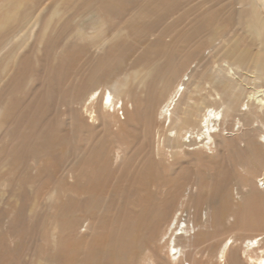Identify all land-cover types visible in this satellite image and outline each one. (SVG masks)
<instances>
[{"label":"bare ground","instance_id":"bare-ground-1","mask_svg":"<svg viewBox=\"0 0 264 264\" xmlns=\"http://www.w3.org/2000/svg\"><path fill=\"white\" fill-rule=\"evenodd\" d=\"M85 1L90 12L99 10L100 24L90 27L100 32L99 39L89 38L91 45L86 44L95 46L99 52L81 64L78 51L67 53L59 61L61 69L40 65L29 70L32 73L18 76L19 82L29 76L28 80L44 95L49 92L46 99L57 104L68 101L71 106L66 114L68 130L65 134L58 131L59 119H46L36 112L27 123L25 118L23 122H14L7 140L0 143L4 160L0 174L10 167L14 171L13 181L20 182L23 190L26 182L21 174L32 177L36 186L45 181L57 185L65 182L72 194L57 201L54 228L58 229V237L44 253L40 252L39 245L32 247L40 241L41 223L24 220L26 200H20L19 208L12 207L16 211L15 223L0 228V264L17 263L25 251L30 260L37 258L44 264H196L192 257L199 258L202 253L209 264H264V231L251 237L242 236L253 227L251 221L264 230V180L257 183L249 180L250 190L237 203L232 190L224 187L217 192L221 185L210 190L208 196L204 195L206 182L213 178L208 172L195 171L198 173L189 183L184 174L178 175L185 171L180 165L182 156L194 162L199 156H206L205 148L222 137L216 130L222 127L227 130L226 113L233 116L235 125L252 124L251 114L263 121L264 89L247 93L236 108L231 104L240 101L242 91L233 97L234 101L227 99L220 105L214 98L219 94L218 86L224 88L229 82L212 76L200 88L196 80L191 81L193 69L187 68L188 63L204 58L200 46L209 31L202 28L205 22L211 25L214 20L202 14L175 29L176 15L167 17V13L180 0ZM251 2L239 0L235 17L239 25L244 20L254 25L253 20H257L251 18L255 13ZM123 11L130 12L124 32L115 31L111 35L102 18L117 19ZM256 29L254 33L262 43V33ZM137 36L140 40H136ZM105 41H110L107 47ZM211 52L213 59L224 55L220 61L225 68L216 65L219 72L224 71L226 75L233 66L239 70L240 64L250 63L257 79L264 83V59L260 61L259 56L254 55L245 62L246 57L235 44L228 48L211 45ZM128 58H131L130 65L144 69L142 78H137L134 85L137 90L131 92L123 87L118 90L119 85L109 80ZM232 58L235 62L230 63ZM7 90V86L2 89L0 97L11 94L7 96L11 103L8 114L28 115L29 105L24 101L29 94L16 87ZM15 92L19 95L15 96ZM186 93L196 94L198 98H187ZM184 99L194 102L183 103ZM120 110L124 114L122 120L116 114ZM57 114L56 107L54 115ZM97 119L107 135L98 136L92 130ZM259 123L262 125L260 139L246 141L245 150L250 156L257 154L264 158V123ZM136 137L150 150L145 149L147 157L142 160L136 152H131L132 147L140 148ZM217 144L224 145L220 141ZM66 146L76 152L73 157L68 154L71 148ZM68 155L71 162L58 172L59 164ZM240 160L243 161L240 164H246ZM163 165L168 167L167 171ZM57 173H60L59 179L55 177ZM220 174L219 169L214 177ZM235 190L240 194L238 188ZM192 200L194 211L190 213L187 204ZM230 217L235 219L228 222ZM208 223L214 235L217 232L221 236L206 252L207 247L202 248L195 241L204 232L195 228L206 227ZM11 236L19 240L10 242ZM232 250L236 252L232 254ZM257 253L260 256L253 258Z\"/></svg>","mask_w":264,"mask_h":264},{"label":"rangeland","instance_id":"rangeland-1","mask_svg":"<svg viewBox=\"0 0 264 264\" xmlns=\"http://www.w3.org/2000/svg\"><path fill=\"white\" fill-rule=\"evenodd\" d=\"M251 1L252 8H254L255 12L251 15V18L257 19L253 20L254 25L247 24L245 20L242 22V25H239L235 21V17L237 16L236 11L240 8L239 0H190L189 3L187 0H184V2L180 0L176 8L173 9L175 6L170 8L167 13V17L176 15L173 18V20L176 19V24H174L175 29H180L202 14H207L213 18V24L206 25L205 22L202 28V30L207 29V31H209L200 46V54L202 53L204 58H202L200 62L191 61L188 63L187 68L193 69L191 81L196 80L200 88H203L204 82L206 80H211L212 76L220 81L222 79L225 82H229L224 88L218 86L219 94L214 95L218 105L224 101L226 102L227 99L234 101L233 97L239 91H242L243 95L240 101L231 104L233 107L235 106L237 108L240 102L242 103V100H245L247 93L252 92L253 89L256 88L264 89V83L257 79L258 76L255 75L256 73L252 70V65L250 63L244 65L240 64L239 70H236L233 66V70L225 75L224 71H222L223 74L218 71V67L225 68L224 64L220 61L224 60L222 59L224 55H219L215 57V59L211 56V54L214 55V53L211 52V45L216 46L219 44L220 48L225 45L228 48L232 44H235L237 50L246 57L245 62L249 59H253L255 57L254 55L259 56L260 61L264 59V0ZM185 3H187L188 6H186ZM184 5L186 6V11H184ZM129 16V11H123L117 16V19L103 17L102 20L106 23L105 27H108V33L112 35L115 31H118L121 34L124 32L123 28L127 24ZM100 22L98 8L90 12L85 0H0V91L7 86V92L16 87L18 91L29 94L24 101V103L29 105L28 115H22L19 112H14V114L9 115L8 110L11 108V103L7 96L11 97V94L8 93L7 95L6 93L4 96L0 97V143L4 142L7 138L11 131V125L14 122H23L25 118L24 121L27 123L36 112L42 113L46 119H59L61 126L59 125L58 131L65 134V131L68 130L67 123L69 122L66 114L71 110L68 101L64 100L61 104H57L56 101L46 99L47 95L50 94L49 92H45L44 95L39 87L34 85L33 81L28 80L29 76L28 79L23 82L18 81V76L22 75L24 72L32 73V71L29 72V70L40 68V65L44 67L47 66L46 68L52 67V69H61L62 67L59 61L66 58L65 56L67 53H72L74 51H78L79 53V64L84 62L87 57L95 55L99 52L95 50V46L91 47L86 44L91 45L89 38L96 37V40L99 39L98 35L100 32L90 27L94 26L96 28ZM255 28L262 33V43L259 41L256 33H254ZM248 31H251V34ZM213 39L216 40L212 42ZM136 40H140V36H137ZM109 43L110 41H105L104 45L106 46ZM45 59H47V62H45ZM233 60L232 58L230 63L235 62ZM130 61L131 58H128L119 68H116L109 79L111 84L117 83L119 85L118 90H120L121 87L129 92L137 90L134 86L136 80L137 78H142L144 69L132 64L131 66ZM216 65H218V67ZM189 70L185 71L189 72ZM182 79L184 80L185 78L183 77ZM200 93L203 95L204 91ZM17 95H19V93L15 92V96ZM185 96L187 98H198L196 94L188 95L186 93ZM36 98H40V100ZM193 102L194 100H183V103L192 104ZM129 104L130 103H128V106ZM56 107L58 108L57 116L54 115V109ZM116 114L120 120L124 117V114L121 115V110ZM228 114L229 113H226L227 130H222L223 127L220 131L216 130V133L222 137L216 138L215 142H213L208 149L205 148L206 156L203 157V155H201L199 158L197 157L198 159L194 162L182 156L180 158V165L182 164L185 171L178 173V175L184 174L189 183L195 174L198 173L195 171L208 172L213 178L206 182L204 195L208 196L211 193L210 190H214L221 185L216 189L217 192H221L224 187L226 190H232L233 198L238 203L239 197L250 190L249 180L254 183H257L258 180H264V158H259L257 154L255 156H250L245 150L246 141H256L260 139L262 125L259 121L264 123V120L261 121L255 114H251L253 118L252 124H244L245 126H243V123L242 125H235L232 119L233 116ZM87 121L89 122L90 120ZM232 125L234 126L232 127ZM237 126H239V129ZM92 130H94L95 134L98 136H105L108 134L105 128L100 125V120L98 119L93 124ZM136 141L139 143L140 148L134 150L132 147L131 152H136L138 158L142 160L147 157L145 149H147L148 152L150 150L142 139L136 137ZM217 141H220L224 145L219 147ZM66 148L71 147L66 146ZM78 150H80V145ZM75 153L73 148H71L68 154L73 157ZM69 155L59 164L58 172H61L71 162L72 158ZM240 159H243L246 164H240V162H243ZM3 162V155H0V164L2 165ZM254 163L256 167L253 165ZM163 166L167 171L168 167L166 165ZM5 169L7 170L0 174V228L7 227L10 223H15L16 211H14V208L20 207L21 199L26 200L23 209L24 220L28 221L31 219L38 221L39 224L41 223L40 232H38L40 241L33 243L32 247L39 245L40 252L44 253L46 251L44 249L52 246L54 239L58 237V229L54 228L55 210L59 204L57 201L59 198L64 199L71 196L69 190L70 186L69 184L66 185L67 183L65 182H60L57 185V183L50 181L43 182L41 184L42 186H36L35 183H33L32 177L21 174V178L25 176L24 182H26V189L23 190L20 182H16V180L13 181L12 176H14V171L10 167H6ZM219 169L222 171V174H220V177H214ZM8 175L10 177H8ZM59 175L60 173H57L55 177L59 179ZM21 178L18 179L21 180ZM233 178H235V180H233ZM226 179L230 181L227 183V181L225 182ZM261 183L259 182L260 185ZM30 185H35L34 187L37 190L35 188L29 189L28 186ZM236 188L240 190V194L237 193L235 190ZM187 206L190 213L194 211L193 200L189 201ZM242 211L245 213V209H242ZM233 219L235 218L230 217L228 222H231ZM255 224V221H251V226L253 227L250 230H248L250 228L248 227L247 234L243 233L245 230H242V236L251 237L264 231L257 228ZM240 225H242V223H240ZM197 229H199V232L202 231L205 234L200 233L195 241L201 243L203 245L202 248L207 247V252L210 245L216 242L221 235L217 232H215L214 235L210 223L206 224V227L199 228L198 226L195 230ZM192 231L191 229L190 233H192ZM211 232L213 234H210ZM206 233L209 234L207 235ZM8 240L13 242L19 240V238L11 236L8 237ZM23 240L26 243L25 237ZM238 243L239 241L236 245H238ZM32 247L27 246L26 248ZM235 252V250H232L231 253L233 254ZM27 254L28 252L25 251L20 257V261H17L15 264H44L42 260L37 258L30 260ZM258 255L260 256V253L252 256L255 258ZM192 259L196 261V264H209V262L206 263L207 258L203 253L199 255V258L192 257ZM228 262L231 263L230 256H228Z\"/></svg>","mask_w":264,"mask_h":264}]
</instances>
